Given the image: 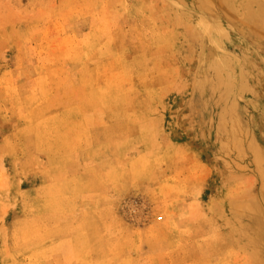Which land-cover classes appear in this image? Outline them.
Segmentation results:
<instances>
[{
	"label": "rangeland",
	"instance_id": "obj_1",
	"mask_svg": "<svg viewBox=\"0 0 264 264\" xmlns=\"http://www.w3.org/2000/svg\"><path fill=\"white\" fill-rule=\"evenodd\" d=\"M216 11L0 0V264H264V27Z\"/></svg>",
	"mask_w": 264,
	"mask_h": 264
},
{
	"label": "bare ground",
	"instance_id": "obj_2",
	"mask_svg": "<svg viewBox=\"0 0 264 264\" xmlns=\"http://www.w3.org/2000/svg\"><path fill=\"white\" fill-rule=\"evenodd\" d=\"M199 4H200V7L204 10H207V11H210V10H217L216 13L212 14V15H220L222 17H225V14L229 16L233 15L231 18L238 21L244 28H255V29H260V28H263L264 27V3H262L263 5L260 6H256V5H253V2L255 0L252 1V3L250 2V0H196ZM188 6V5H187ZM189 7V6H188ZM213 13V12H211ZM227 15V16H228ZM211 16V15H209ZM226 16V18L224 19H228V17ZM199 18L202 20L200 22V26L201 28L207 33V38H210L209 34H213L211 36H217L218 34V30H219V26H214V25H211V23H208L207 20H205L203 17H200ZM204 19V20H203ZM212 19V18H211ZM230 19V18H229ZM213 20V19H212ZM231 20V19H230ZM231 20L232 23H234L235 21ZM199 21V20H198ZM207 23H206V22ZM227 23H229L227 20H225ZM179 22V21H178ZM181 23V22H179ZM178 23V24H179ZM225 23V22H224ZM183 24V23H181ZM180 24V26H182ZM197 24V23H196ZM216 25V24H215ZM222 25V24H221ZM230 25V24H229ZM231 27V26H230ZM232 28V27H231ZM236 28V27H235ZM213 29H215V31H213ZM247 31V30H246ZM256 31V30H254ZM257 31H260V30H257ZM256 31V32H257ZM244 33V32H243ZM247 34V33H246ZM261 34V33H260ZM262 35L264 36V33H262ZM179 36V35H178ZM185 36V35H184ZM212 38V37H211ZM243 38V37H242ZM211 40V39H210ZM245 40V39H244ZM243 40V41H244ZM175 42V41H174ZM210 42V41H209ZM246 42V41H244ZM211 43V42H210ZM214 42L212 41L211 45L214 46L213 44ZM238 45V44H237ZM259 45V44H258ZM257 45V46H258ZM261 45V44H260ZM256 46V47H257ZM253 47V46H252ZM216 49V48H215ZM259 50V49H258ZM230 52V51H229ZM204 54V53H203ZM204 56V55H203ZM216 58H217V55H216ZM218 60V59H216ZM215 60H213L214 62ZM219 61V60H218ZM211 62V63H213ZM220 63V61H219ZM97 74V73H96ZM223 83H227V80L225 79ZM227 96L228 94H226L224 96V92L221 93V95L219 94V98H218V104L221 105L223 104V109L222 112L223 113H228L229 111L227 109H229V107L225 106V101L227 99ZM116 103H119L115 100ZM123 105H130L127 103L126 100H124L123 102ZM121 106V105H120ZM232 106V105H231ZM237 106V105H236ZM116 107V106H115ZM221 108V107H220ZM232 107H230L231 109ZM241 121V120H240ZM254 140H255V137H254ZM255 148V147H254ZM259 149V148H258ZM257 149V150H258ZM259 152V150H258ZM257 160V159H256ZM259 161V159H258ZM261 164V162H259ZM264 164V163H263ZM261 219L264 220V216H261ZM259 221H261L259 219ZM264 222L261 221V223H259L258 225V229L262 235V243H264Z\"/></svg>",
	"mask_w": 264,
	"mask_h": 264
}]
</instances>
